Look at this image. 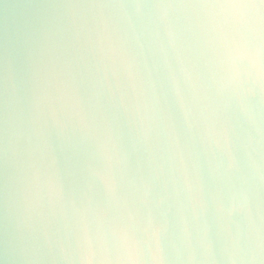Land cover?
I'll return each instance as SVG.
<instances>
[{
	"label": "water",
	"instance_id": "95a60500",
	"mask_svg": "<svg viewBox=\"0 0 264 264\" xmlns=\"http://www.w3.org/2000/svg\"><path fill=\"white\" fill-rule=\"evenodd\" d=\"M198 2L0 0V259L8 219L3 92L9 66L17 81L20 158L28 149L43 146L37 132H44L65 193L63 213L57 205L53 215L45 195L43 208L33 215L36 243L44 257L40 264H65L59 259L61 242L75 251L79 218L67 204L70 196L80 208L91 200L87 219L93 233L130 225L143 239L144 229H154L167 264H232L229 256L237 236L245 249L250 234L255 240L253 226L264 236V103L257 97L245 113L234 94L217 95L210 74L215 69L190 26L191 10L134 7ZM112 3L127 5L106 11L126 36L132 79L119 63L98 65L88 51L86 34L77 42L71 29L70 13ZM45 14L60 18L64 30L56 35L41 32ZM88 19L91 25V13ZM71 58L69 69L65 62ZM38 60L47 68L54 89L73 80L86 108L111 124L117 140L112 164L115 200H108L102 181L90 179L87 165L96 161L88 149L70 133L58 136L50 120L47 128L43 120L33 123L31 72ZM205 88L208 100L203 99ZM230 158L235 162L231 169ZM9 172L15 174L16 169L10 167ZM21 208L14 211L13 225ZM99 209L104 210L103 218L95 214ZM256 264H264V253Z\"/></svg>",
	"mask_w": 264,
	"mask_h": 264
},
{
	"label": "clouds",
	"instance_id": "9594fccd",
	"mask_svg": "<svg viewBox=\"0 0 264 264\" xmlns=\"http://www.w3.org/2000/svg\"><path fill=\"white\" fill-rule=\"evenodd\" d=\"M125 7L127 5L122 3H112L96 6L89 12L70 13L71 29L74 30L77 42L82 34H86L88 51L98 65L111 64L115 67L119 63L128 78L132 79V62L125 49L126 36L121 34L118 21L106 11L123 10ZM134 7L191 10L190 26L199 34L202 47L210 54L208 63L215 69L210 74L211 86L215 87L217 95L234 94L240 110L245 113L250 110L252 101L257 97L264 103V0H200L188 5L136 4ZM62 30V20L54 14L42 17L41 32L56 35ZM80 59L85 57L81 54ZM65 63L70 69L72 58ZM31 77L34 89L33 123L39 125L43 120L47 128L50 120L51 127L58 136L68 137L70 133L78 145L88 149L91 160L96 161V165H87L90 179L102 181L108 200H115L117 194L112 164L117 151V140L107 118L101 115L98 119L86 108L73 80L69 79L63 87L54 89L48 70L41 60L33 66ZM16 96V76L9 66L3 92L7 129L4 156L8 171V219L0 264H40L44 257L40 255L36 243L33 215L43 208L45 195L52 214L55 215L57 205L63 213L65 193L58 161L44 132H37L43 146L38 144L37 149H28L26 157L20 158L21 134L18 131ZM203 99H209L206 88ZM10 167L16 169L15 174H10ZM233 167L235 162L230 158L229 168ZM187 186L191 193V186ZM67 204L79 221L75 251L70 252L62 242L58 244L59 259L65 264H167L160 239H154V229L151 232L149 228L144 229L143 239L138 237L136 230L130 225L112 227L106 232L98 228L93 233L87 219L92 210L91 200L87 207L80 208L75 198L70 196ZM18 205H22V208L13 225L11 218ZM95 214L103 218L104 210L99 209ZM249 221L251 224L250 216ZM253 229L255 240H252L250 234L247 249L240 246L239 236L235 238L233 251L229 256L232 264H256L260 253H264V236L259 229L254 226ZM44 241L51 249L47 232L44 233Z\"/></svg>",
	"mask_w": 264,
	"mask_h": 264
},
{
	"label": "snow or ice",
	"instance_id": "6c2138e0",
	"mask_svg": "<svg viewBox=\"0 0 264 264\" xmlns=\"http://www.w3.org/2000/svg\"><path fill=\"white\" fill-rule=\"evenodd\" d=\"M232 2H235V0H232ZM255 2H260V0H255Z\"/></svg>",
	"mask_w": 264,
	"mask_h": 264
}]
</instances>
